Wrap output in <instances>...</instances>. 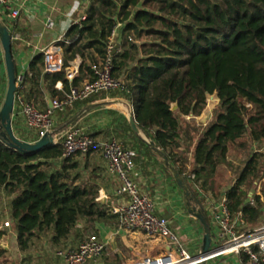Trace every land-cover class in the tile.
<instances>
[{
	"label": "trees",
	"instance_id": "obj_1",
	"mask_svg": "<svg viewBox=\"0 0 264 264\" xmlns=\"http://www.w3.org/2000/svg\"><path fill=\"white\" fill-rule=\"evenodd\" d=\"M86 2L85 19L74 23L68 33L75 39L67 46L60 43L65 69L55 74L44 72V53H38L20 91L25 101L46 110L49 99H64L72 86L96 77L94 68L107 59L110 46L118 44L112 55V76L123 89L110 94L133 104L139 128L176 165L192 189V205L204 208L196 186L216 200L225 191L232 217L242 214L246 228L259 226L264 214V180L257 195L256 191L264 176V154L248 151L255 144L264 147V0ZM114 30L117 33L111 40ZM79 57L85 62L80 66V77L70 80L66 68ZM59 82L61 88H57ZM212 94H217L219 103L209 124L202 128L187 122L186 116L203 113ZM104 97H91L59 113L61 124H78L99 106L89 108L80 118L75 116L87 104ZM174 103L176 110H172ZM112 125L110 138L116 137L132 149L135 162L153 158L172 178L123 115L115 117ZM13 126L20 138L34 140L17 132L15 120ZM89 133L95 137L91 128ZM181 146L192 154L189 174L194 177L176 164V151ZM231 146L248 153L233 184L222 186L217 177L222 165H233ZM95 151H100L96 141L88 154L64 157L62 142H58L25 154L10 147L0 134V205L8 199L6 211L0 209V264H10L8 248L1 244L11 230L6 226L8 220L20 252H29L42 242L52 246L61 262L57 252L75 249L83 240L88 229L80 226L84 220L120 227L117 215L98 199L96 175H88V156ZM92 230L99 238L97 230ZM111 262L124 261L116 254Z\"/></svg>",
	"mask_w": 264,
	"mask_h": 264
},
{
	"label": "built area",
	"instance_id": "obj_2",
	"mask_svg": "<svg viewBox=\"0 0 264 264\" xmlns=\"http://www.w3.org/2000/svg\"><path fill=\"white\" fill-rule=\"evenodd\" d=\"M19 16L20 8L14 7L11 0H0V18L10 28L13 42L21 40V36L12 30ZM83 19H85V14L78 21ZM48 24L52 26L53 22L49 21ZM116 31L112 32L111 40L116 36ZM115 47L116 45L110 46L107 59L101 66L94 68L96 77L93 80L87 79L78 86H72L64 99L52 100V107L46 110H40L35 104L25 101L20 91L25 87L26 71L17 72L18 90L14 116L20 115L23 118L24 133L34 139L30 142L38 140L49 132L55 136L57 115L73 108L77 102L123 89L122 83L112 76V55L115 54L113 52ZM42 52L44 53V72L55 74L65 69L64 60L57 45L51 44ZM67 76L73 80L77 76V71L69 74L67 72ZM55 141L62 142L64 157H71L77 153L86 155L95 145V139L89 130L77 123L68 124L61 136L58 139L55 138ZM102 155L110 173L115 175L120 183L117 195L124 199V203L110 210L112 214L117 215L120 227L129 231L142 232L148 237L161 238L170 247V250L162 255L145 257L134 264H200L202 259L192 255L184 247L170 227L168 219L157 212L155 201L140 191L138 183L132 177L135 152L128 148L122 140L112 137L103 143ZM188 176L194 177L193 174ZM263 180L264 176L258 183L257 189ZM196 188L201 193L197 186ZM251 203H254L253 200ZM209 212L212 248L215 250L209 258L238 255L247 258L248 264H264V214L259 226L246 228L242 214L236 218L232 217L225 193L218 200H209ZM172 246L175 248L174 252ZM105 250L106 244L92 233L77 248L58 251L57 255L61 257L63 264H96Z\"/></svg>",
	"mask_w": 264,
	"mask_h": 264
},
{
	"label": "crops",
	"instance_id": "obj_3",
	"mask_svg": "<svg viewBox=\"0 0 264 264\" xmlns=\"http://www.w3.org/2000/svg\"><path fill=\"white\" fill-rule=\"evenodd\" d=\"M11 1L14 7L20 8V16L12 26V30L21 36V40L13 42L17 68L28 71L34 57L51 44L57 45L60 55L64 58V47L60 43H64L67 46L75 39L74 36H69L68 33L71 26L85 14L87 2L83 0ZM49 21L53 22L52 26H49ZM84 63L82 58H77L72 62L70 67L66 68L68 74L77 71L75 78L80 77L79 69ZM82 82L79 83L81 84ZM61 87L62 84L60 83L57 88ZM2 93L3 91L0 88V99L3 96ZM102 96L105 97L96 101L101 103L97 105L99 107L88 112V114L81 118V120L88 124L86 128L93 130L95 135L94 139L98 144H102L110 138L111 131L109 129L112 130L114 128L115 125H112V123L115 117L123 115L128 120L130 113L129 106L121 103H111L112 99L122 97H112L110 93L101 95L100 97ZM217 102H219V98ZM213 110V108L208 107L200 116L190 115L186 116V119L188 121L192 120L197 125L205 128L213 118ZM77 111H73L72 114L75 115ZM109 111L115 112V115H111ZM196 118H199V121ZM14 120L17 132L24 133L23 118L20 115H15ZM62 121L63 116L58 114L56 117V126L60 125ZM67 125L63 126L61 124L60 127L56 128L54 136L56 139L61 136L63 129ZM184 152V146L178 148L176 151L178 153L176 164L180 168L184 167L185 174L190 175V171L187 170V165H191L193 162L192 154L191 152L187 153L188 159L183 160L180 154L184 155ZM144 160L145 162L136 161L132 170V177L138 183L140 191L149 195L155 201L157 212L168 219L170 227L184 247L192 255H200L204 237L203 226L187 212L182 190L159 162L153 158L149 160L145 158ZM92 172L96 175L100 185L98 199L101 200L103 205L111 210L124 203V199L117 195V189L120 183L117 177L110 173L102 151L92 152L88 156V175ZM258 190L256 191V195ZM200 194L199 199L208 214L209 220H211L209 200L216 199H214L211 193L201 192ZM80 226L84 230L87 227L88 229L93 228L97 230L99 239L104 240L106 250L103 255L105 258L100 264H113L111 261L115 258L116 254L124 261L123 264H134L142 261L145 257H156L170 250L165 240L158 237H148L139 231H129L121 227L113 228L103 222L91 223L85 220L81 222ZM15 238L17 240L16 233ZM113 238L115 240V247L111 242ZM72 241H74L73 238ZM171 248L174 252L175 248L173 246ZM207 262L208 264H248L247 258L238 255L209 258ZM59 264L63 263L61 262Z\"/></svg>",
	"mask_w": 264,
	"mask_h": 264
},
{
	"label": "water",
	"instance_id": "obj_4",
	"mask_svg": "<svg viewBox=\"0 0 264 264\" xmlns=\"http://www.w3.org/2000/svg\"><path fill=\"white\" fill-rule=\"evenodd\" d=\"M0 42L3 48V56L6 68L7 75V91L4 102L0 108V134L7 141L8 145L19 152L25 154L35 153L42 150L43 148L49 145H55L58 142L55 141L54 135L52 132L46 133L41 138L34 142H30L20 138L14 130L13 126V116L15 112V103H16V93L18 90L17 87V71H16V61L13 54V37L12 32L8 25L2 21L0 18ZM119 45L117 44L114 53H116ZM111 103L116 104H125L130 107V113L128 116V122L133 129V131L140 135L150 146V148L156 153V155L162 160V163L170 171L173 180L180 187L183 192L184 205L187 212L194 218L198 219L203 226L204 237L203 245L200 255H198L202 260L200 264H208V258L215 252L212 248V231L211 226L207 221V216L204 208L196 207L192 205V201L195 199L194 193L188 183L185 181L183 176L180 174L176 165H174L169 157L164 154L155 144L154 141H151L146 134L142 132L139 128L133 110V104L125 98H116L112 99ZM101 103L93 102L87 104L84 109H82L75 118H80L82 115L89 109L93 108ZM49 107H52V100H49ZM177 109V104L172 105V110ZM112 244L115 247V240L112 239Z\"/></svg>",
	"mask_w": 264,
	"mask_h": 264
},
{
	"label": "rangeland",
	"instance_id": "obj_5",
	"mask_svg": "<svg viewBox=\"0 0 264 264\" xmlns=\"http://www.w3.org/2000/svg\"><path fill=\"white\" fill-rule=\"evenodd\" d=\"M146 40L145 38L143 41ZM0 88L3 91L2 93V98L0 99V108L4 102L5 96H6V91H7V75H6V68H5V62H4V56H3V48L1 46L0 42ZM218 101V96L217 94H212L208 96V102L207 106L205 109L208 107L215 108V106L219 103ZM187 120V119H186ZM197 121H199V118H196ZM189 122L193 126L201 127V125H197L196 122L190 120ZM79 125L83 127H88V124L84 122L83 120H80L78 122ZM60 125H57V127H60ZM106 141V140H105ZM104 141V142H105ZM103 142V143H104ZM102 143V144H103ZM102 144H100V152L102 151ZM264 145V144H263ZM262 146H258L257 144L252 145L249 147V151H257L259 150L260 152L264 153V147L259 148ZM236 148V146H231L230 149V161L233 164L231 166H224L222 165L219 169V174L217 177V181L219 182L220 185L222 186H229L233 184L234 180L237 178L239 171L243 168L244 166V159L247 157L246 154ZM183 160L188 159V154L186 151L184 152V155L180 154ZM264 161V159H262ZM192 168L191 165H187V170L190 171ZM183 193V192H182ZM8 202V199H4L1 202L0 209L6 211V204ZM6 226H9L11 228L10 233L3 238L1 244L8 248V254H7V259L10 264H59L61 263L60 260H58V257L55 256L56 252L52 248L50 244H43L42 242H38L36 247L32 248L29 252L22 253L18 249L17 246V240L15 238V231L13 226L10 224V221H6ZM11 225V226H10ZM94 231L92 229H87L84 232V237L83 240L80 241L77 245L74 246V248H77L81 242L85 240V238L89 235H91ZM102 242L104 240L100 239ZM41 255V256H40ZM104 255L102 258L96 263L100 264L101 262L104 261ZM88 264V263H86ZM95 264V263H93Z\"/></svg>",
	"mask_w": 264,
	"mask_h": 264
}]
</instances>
